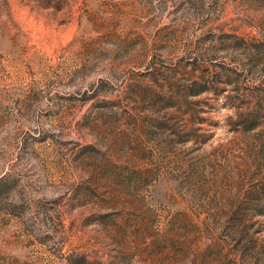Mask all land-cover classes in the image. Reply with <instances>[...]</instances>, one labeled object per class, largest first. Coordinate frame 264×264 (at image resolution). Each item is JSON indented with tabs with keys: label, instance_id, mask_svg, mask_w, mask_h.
Instances as JSON below:
<instances>
[{
	"label": "rangeland",
	"instance_id": "374dc122",
	"mask_svg": "<svg viewBox=\"0 0 264 264\" xmlns=\"http://www.w3.org/2000/svg\"><path fill=\"white\" fill-rule=\"evenodd\" d=\"M0 264H264V0H0Z\"/></svg>",
	"mask_w": 264,
	"mask_h": 264
},
{
	"label": "trees",
	"instance_id": "16d2710c",
	"mask_svg": "<svg viewBox=\"0 0 264 264\" xmlns=\"http://www.w3.org/2000/svg\"><path fill=\"white\" fill-rule=\"evenodd\" d=\"M253 112H250L249 115H252ZM250 117V116H249ZM254 117L246 118L242 123L244 124V129H251L257 126V121L255 119H252ZM252 119V120H251Z\"/></svg>",
	"mask_w": 264,
	"mask_h": 264
}]
</instances>
